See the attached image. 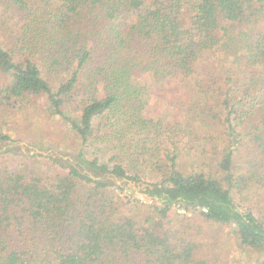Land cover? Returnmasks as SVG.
I'll use <instances>...</instances> for the list:
<instances>
[{
  "label": "trees",
  "instance_id": "1",
  "mask_svg": "<svg viewBox=\"0 0 264 264\" xmlns=\"http://www.w3.org/2000/svg\"><path fill=\"white\" fill-rule=\"evenodd\" d=\"M12 19L14 34L2 33ZM216 54L235 72L215 76L207 61ZM145 73L186 86L195 78L191 91L205 104L212 97L229 141L217 172L180 169L178 130L146 116L135 88ZM39 99L80 138L84 167L139 181L130 170L145 158L163 175L146 192L162 201L145 210L122 187L57 158L46 172L35 161L2 163L0 264H213L195 242L175 244L163 230L176 203L227 226L255 256L249 264H264V223L231 195L241 139L264 182V0H0V109ZM9 141L0 128V148L11 152Z\"/></svg>",
  "mask_w": 264,
  "mask_h": 264
},
{
  "label": "rangeland",
  "instance_id": "2",
  "mask_svg": "<svg viewBox=\"0 0 264 264\" xmlns=\"http://www.w3.org/2000/svg\"><path fill=\"white\" fill-rule=\"evenodd\" d=\"M13 19L2 25V33L14 34ZM207 62L215 76L225 70L228 71L225 74L229 75L235 72L230 67L231 58L223 54L213 55ZM134 84L145 103V115L161 121L166 120L178 130L175 140L178 142L180 169L186 173L201 169L217 172L218 161L229 144L227 128L211 113L214 107L212 105H215L212 97H206L208 103L205 104L206 101L201 95L191 91L195 87V78L188 83L190 86H186L178 78L155 77L151 73H145L139 75ZM213 88L218 96L220 91L215 86ZM0 128L3 134H8L14 141H9L13 145L9 146L12 148L11 152L7 151L8 148H0V164H29L35 161L40 166L38 170L46 172V165L52 163L48 157L57 158L66 165L81 166L84 172L94 178L122 187L123 190H118L121 195H128L131 200L139 198L143 201L144 205L141 207L145 210L148 204L162 201L146 192L148 184L161 183L163 175L153 169V165L145 158L143 166L130 170V175L139 172V181L84 167L79 158L80 138L61 117L48 114L44 99L24 104L20 110L0 109ZM169 136L173 139L172 135ZM4 143L5 141L1 145ZM232 148L233 167L238 183L231 187V195L241 208L252 211L264 223V182H257L255 169L250 164L253 158H259L246 139H241ZM94 150L93 147L86 150V157L93 158ZM109 153H102L101 161L107 160ZM40 155L45 158H40ZM258 170L264 174L263 167ZM166 229H169L175 244H182L183 241L195 242L198 256L213 264H249L255 257L229 236L227 226L216 224L197 211L184 209L177 203L172 205L168 217L164 219L163 230Z\"/></svg>",
  "mask_w": 264,
  "mask_h": 264
},
{
  "label": "water",
  "instance_id": "3",
  "mask_svg": "<svg viewBox=\"0 0 264 264\" xmlns=\"http://www.w3.org/2000/svg\"><path fill=\"white\" fill-rule=\"evenodd\" d=\"M146 196H148L147 194H145Z\"/></svg>",
  "mask_w": 264,
  "mask_h": 264
}]
</instances>
